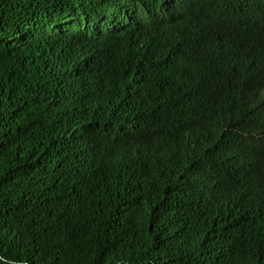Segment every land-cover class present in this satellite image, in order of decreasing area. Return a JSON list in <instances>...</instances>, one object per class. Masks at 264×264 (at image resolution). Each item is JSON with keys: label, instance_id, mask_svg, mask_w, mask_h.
Returning a JSON list of instances; mask_svg holds the SVG:
<instances>
[{"label": "trees", "instance_id": "1", "mask_svg": "<svg viewBox=\"0 0 264 264\" xmlns=\"http://www.w3.org/2000/svg\"><path fill=\"white\" fill-rule=\"evenodd\" d=\"M0 264H264V0H0Z\"/></svg>", "mask_w": 264, "mask_h": 264}]
</instances>
